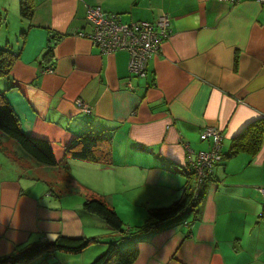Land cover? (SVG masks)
<instances>
[{
  "label": "crops",
  "instance_id": "crops-1",
  "mask_svg": "<svg viewBox=\"0 0 264 264\" xmlns=\"http://www.w3.org/2000/svg\"><path fill=\"white\" fill-rule=\"evenodd\" d=\"M18 2L10 0L19 17L10 45L16 60L0 78V91L22 131L51 143L57 165L38 164L1 140L9 164L3 171L0 162V257L63 236L95 242L80 254L42 255L29 264H93L113 241L121 251L137 250L133 264H264V202L257 191L264 187V136L256 156L215 164L196 222L189 213L120 241L128 233L82 209L86 199L100 198L135 232L148 210L180 198L191 153L211 148V140L200 139L207 126L220 131L225 154L238 132L264 117V4L32 0L27 20L13 11ZM90 6L119 14L123 23L168 16L169 36L145 78L129 72L126 52L104 54L78 35L90 31ZM48 46L49 62L42 59ZM87 130L111 136L110 164L64 159L67 144Z\"/></svg>",
  "mask_w": 264,
  "mask_h": 264
},
{
  "label": "trees",
  "instance_id": "trees-1",
  "mask_svg": "<svg viewBox=\"0 0 264 264\" xmlns=\"http://www.w3.org/2000/svg\"><path fill=\"white\" fill-rule=\"evenodd\" d=\"M18 10L21 18L29 20L34 11L32 0H19ZM5 25V18L0 16V27ZM52 58V46H48V50L42 59L49 62ZM15 60L16 55L8 46L0 48V78L8 77ZM0 134L13 140L24 154L38 164L48 167L57 165L51 143L22 131L18 117L14 114L11 106L7 102L4 92L1 91ZM263 136L264 117L249 123L238 132L231 139L228 151L222 154V159H229L239 154H245L249 157L256 156L261 149ZM111 139L109 134L102 131L87 130L67 144L64 149V159L110 164L111 151L109 145ZM0 149L6 150V147L1 143V139ZM183 173L186 182L180 198L167 207L148 210L145 224L133 230L135 232H130L132 231L131 229H124V224L117 216L115 210L100 198L86 199L82 203V209L100 218L114 231L120 234L128 233L127 236L121 237L120 241L135 240L138 235L136 233L139 232H155L166 222L184 219L189 213H193L192 223L196 222L201 213L200 203L203 197L205 182L208 178L212 177L213 172L203 178L200 183H198L199 177L196 176V173L191 167L184 168ZM196 184H198V188ZM93 242H95L93 239H74L58 236L51 242H42L17 248L12 254L0 257V264H29L42 255L59 252L77 255L82 253ZM137 256L138 252L136 249L121 251L117 248L116 242L113 241L108 245L104 254L93 264H133Z\"/></svg>",
  "mask_w": 264,
  "mask_h": 264
},
{
  "label": "built area",
  "instance_id": "built-area-1",
  "mask_svg": "<svg viewBox=\"0 0 264 264\" xmlns=\"http://www.w3.org/2000/svg\"><path fill=\"white\" fill-rule=\"evenodd\" d=\"M232 4L239 0H225ZM264 4V0H257ZM86 19L90 24L88 33L79 32L78 35L86 37L91 44L104 54L124 51L128 54V70L138 78L147 75L148 62L161 54L162 43L169 36V18L167 15L159 16L154 22L137 21L123 23L120 15L104 12L99 6H90L86 11ZM49 67L45 71L50 72ZM81 105V102H77ZM200 139L211 140L208 151L191 153L190 167L199 177L198 183L207 175L212 174L215 164L222 160V136L220 131L207 126L200 134ZM198 188V184H196ZM257 191L264 202V187Z\"/></svg>",
  "mask_w": 264,
  "mask_h": 264
},
{
  "label": "rangeland",
  "instance_id": "rangeland-1",
  "mask_svg": "<svg viewBox=\"0 0 264 264\" xmlns=\"http://www.w3.org/2000/svg\"><path fill=\"white\" fill-rule=\"evenodd\" d=\"M0 2L6 3V6H0V16L2 18H5L6 20V25L3 27H0V48L5 47V45L10 48V45L11 46L13 45L14 34L17 35L19 33V23H18L19 17L16 14L12 13V6H10V0H0ZM1 11H4V12H1ZM13 11L18 12V8L15 9L13 7ZM8 39H9V43L6 44L5 41H8ZM1 91H3V89ZM2 136H3V139L1 140H10L9 142H5L4 146L12 147L14 145V147L18 148V146L16 145V143H14L13 140L9 139L5 135H2ZM0 162H2L3 171H8L6 167L8 166L9 162H7L6 156L3 155L1 152H0Z\"/></svg>",
  "mask_w": 264,
  "mask_h": 264
}]
</instances>
